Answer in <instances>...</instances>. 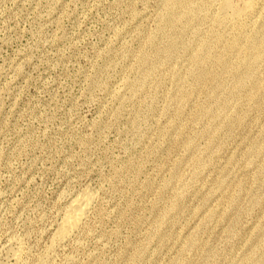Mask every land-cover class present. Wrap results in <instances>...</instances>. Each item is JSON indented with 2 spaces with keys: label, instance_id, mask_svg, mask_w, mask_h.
<instances>
[{
  "label": "rangeland",
  "instance_id": "1",
  "mask_svg": "<svg viewBox=\"0 0 264 264\" xmlns=\"http://www.w3.org/2000/svg\"><path fill=\"white\" fill-rule=\"evenodd\" d=\"M221 4L0 0V263L264 264V0Z\"/></svg>",
  "mask_w": 264,
  "mask_h": 264
},
{
  "label": "bare ground",
  "instance_id": "2",
  "mask_svg": "<svg viewBox=\"0 0 264 264\" xmlns=\"http://www.w3.org/2000/svg\"><path fill=\"white\" fill-rule=\"evenodd\" d=\"M221 5L224 9L231 10L233 12L234 15L233 17L235 18V20L240 21L244 17H246L249 13H252L254 9H256L255 6L256 0H241L240 5L237 4L235 5L233 0H222ZM257 5H259L258 2ZM249 37L243 38L242 29H240L239 36L236 37L234 41L231 42V45H236L242 38L245 40L244 42L247 46V55L242 59V62L245 64H249L252 61H256L260 59L264 52L262 41L257 39L255 36H249ZM224 58L222 59L223 62L225 61ZM91 196L92 195L85 192L82 195L77 196L76 198L72 199V201H70L71 203L70 205H68L69 208L65 213L63 219H61L62 220L61 223L59 224L60 227L57 234L59 239H62L66 235H68L80 223V221L82 220L83 216L86 213V210H88V206L92 199ZM0 264H4V263H0Z\"/></svg>",
  "mask_w": 264,
  "mask_h": 264
}]
</instances>
